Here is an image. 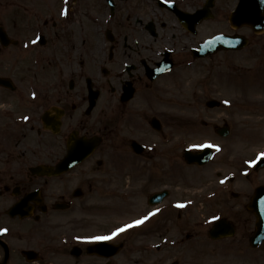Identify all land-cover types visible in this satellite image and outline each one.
<instances>
[{"label":"flooded vegetation","instance_id":"obj_1","mask_svg":"<svg viewBox=\"0 0 264 264\" xmlns=\"http://www.w3.org/2000/svg\"><path fill=\"white\" fill-rule=\"evenodd\" d=\"M211 1L207 12L213 19L225 13L220 0ZM206 3L0 0V264H110L84 259L89 256L82 243L60 230L70 220H88L82 199L88 193L93 200L112 184V166L119 167V180L131 193L159 190L162 177L171 182L177 150L172 124L158 123L156 130L150 122L175 103L183 74H203L196 65L208 70L214 59L192 55L200 43L194 38L208 20L190 26L189 18ZM241 28L249 34L255 62L264 65V32L241 26L239 33ZM253 117L261 127L264 114ZM261 149L264 144L256 151ZM69 153L83 158L53 174ZM218 163L214 180L207 181L211 189L173 193V200L188 208L193 200L237 199L243 165L233 156L225 162L223 155ZM226 167L237 176L225 178ZM246 178L249 199L264 184V162ZM228 218L238 226V218Z\"/></svg>","mask_w":264,"mask_h":264},{"label":"rangeland","instance_id":"obj_2","mask_svg":"<svg viewBox=\"0 0 264 264\" xmlns=\"http://www.w3.org/2000/svg\"><path fill=\"white\" fill-rule=\"evenodd\" d=\"M220 2V4L224 5L223 8L225 9V13L208 21L205 26L199 29V34L194 38L196 44L217 32L231 33L234 31L229 25L227 17L229 11L233 8L235 0H220ZM244 34L248 35L247 32ZM212 64L215 65L213 66ZM232 64L241 65L242 70H240V76L244 84L241 79L236 80L233 84L234 86H231L223 79H217V72L225 73L227 76L230 75L231 71H229L227 66H231ZM196 66L204 70L203 74L191 71L183 74L182 81H185L186 86H184L181 91L173 93V96L176 94L174 97L172 96L175 99V104H172L173 107H171L169 103L166 107L167 114L171 120L173 119L172 122L193 123L190 127L179 124L175 126L177 128L176 131L180 130V132H184V134L190 133L189 136L180 133L176 134V136H181V138L185 137L187 139L186 141H181V146L188 148L197 147L202 142H212L218 147L224 145V147H226V152L224 151V153L235 156L236 158L238 157L241 161H244L248 157H252L253 152L259 149L263 144L262 136L264 133V122L262 127H260L254 117L247 115H250V111L260 110V107L255 105V103L257 99L264 98V78H260V81H257L256 75L264 73V71L259 70L263 68L257 67V65L249 59L246 52L231 53L228 51L220 52V54L215 55L213 61H209L208 70L205 64L203 66ZM261 86L263 89L260 88ZM210 98L217 99L220 102L234 100L238 106L250 107L242 111V113L238 111L237 107L230 106H227L229 107L227 110H223L222 107L203 109L202 107L205 106V101ZM224 105L226 104L224 103ZM255 106H257L258 109H255ZM159 111H161V107H159ZM260 111H264V107ZM202 121H205L208 125L201 126ZM223 121L232 126V134H230L229 138L225 139L226 142L224 143L218 141V138L211 129V125L214 123L222 124ZM239 121L246 123V125L241 127L235 123ZM217 167L218 161H215L213 167H211V175L207 181L214 180V171ZM176 169L179 174L187 171V168L179 163H177ZM70 176L73 177L74 173H71ZM199 176L197 171L187 173L186 178L188 184L200 181ZM170 184H173V190L177 197L197 191L205 192L211 189V185L207 183L202 185L197 184V186L187 188L182 185L177 178H174L169 183L168 179L163 177L157 188H162L164 186L171 187ZM148 189L152 191L154 188L151 186L144 191H140V194L146 193ZM248 189V181L239 180L237 190H242L243 192H240L237 199L233 201L228 199V201L224 200L223 202L216 201L202 205L195 204L192 208L185 210V212L182 211L183 215L179 218L176 217V212L170 210L162 211L160 217L165 219V222H163V220L160 221L159 218L154 219L142 228V236H134L133 233L138 232L136 231L130 233L132 239H125V236L119 239V241L132 240L128 248H133L130 249V251L126 250L121 252L118 256L113 258L112 262L115 264H169L176 260L178 264H264V244L256 251L250 249L246 251L243 248L244 243L240 242L241 237L239 235L230 240L213 241L209 239L207 234L208 226L204 224L205 217L217 212L225 217H234L238 219L240 217H249L241 230L249 234L248 231H250L253 226L251 223L252 216L250 213L245 212L242 206H240L243 205L244 207L246 204L245 202L248 200L249 196L244 195V190ZM140 194L138 193V196L128 203H123L119 194L112 195L111 199L103 200L107 206L106 209L92 213L91 216L87 217L88 220L85 222L83 220H70L67 224L63 223L66 230L62 229L60 231H67L69 233L88 232L91 234L107 230L110 226L112 227L127 219H131L133 216L138 215V212L143 208V199ZM172 198L173 196L167 198V200H172ZM85 201L86 199L83 198L82 202ZM88 212L95 211L91 210ZM68 217L64 215L65 219ZM162 223H165V225L162 226ZM147 241L152 247L155 243H160L161 246L156 250L154 248L146 249L144 245H146ZM137 244L144 250L138 251L136 249ZM94 258L96 259V257ZM94 258L88 257L84 259L94 262ZM95 264L102 263L97 262Z\"/></svg>","mask_w":264,"mask_h":264},{"label":"water","instance_id":"obj_3","mask_svg":"<svg viewBox=\"0 0 264 264\" xmlns=\"http://www.w3.org/2000/svg\"><path fill=\"white\" fill-rule=\"evenodd\" d=\"M229 21L232 26L236 25V22H240L251 26L256 31H261L264 28V0H240L237 9L231 12ZM245 44L246 40L243 37L216 36L200 45L197 51L202 52L200 55H203L220 48L239 49ZM209 104L212 105L213 102ZM206 153L207 151L193 153L189 154L188 158H186L190 162L202 163L207 160L205 159ZM71 155L72 153H69V158L66 160L69 164L76 160ZM58 171H60V168H58ZM247 208L252 209L256 214L255 231L250 238V243L255 246L264 240V187L258 189L253 200L247 205ZM232 233L233 229L228 226V223L221 220L213 223L212 228L209 230V236L212 238L230 236ZM88 248H90L88 252L92 253V250L97 249L98 245H92Z\"/></svg>","mask_w":264,"mask_h":264},{"label":"snow or ice","instance_id":"obj_4","mask_svg":"<svg viewBox=\"0 0 264 264\" xmlns=\"http://www.w3.org/2000/svg\"><path fill=\"white\" fill-rule=\"evenodd\" d=\"M35 43V41H34ZM225 103H228L227 101H225ZM24 119H27V117H24ZM204 145H201V147H203ZM210 147H213V145H208ZM261 155H264V153H262ZM177 207H183V205H177ZM158 211V210H157ZM153 215V213H149L148 216L143 217L140 220H135L133 221L132 224H124L122 226L116 227L115 230L111 233V235L109 236H93L90 237V240L93 241H103V240H110L112 239L114 236L118 235L121 232H124L125 230H127L128 228H131L133 226H137L142 224L145 220H147L149 218V216ZM213 219H217L216 217H213Z\"/></svg>","mask_w":264,"mask_h":264},{"label":"bare ground","instance_id":"obj_5","mask_svg":"<svg viewBox=\"0 0 264 264\" xmlns=\"http://www.w3.org/2000/svg\"><path fill=\"white\" fill-rule=\"evenodd\" d=\"M144 225H141L140 227L142 228Z\"/></svg>","mask_w":264,"mask_h":264}]
</instances>
